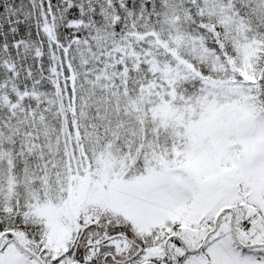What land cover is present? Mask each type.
Returning a JSON list of instances; mask_svg holds the SVG:
<instances>
[{"label":"snow or ice","instance_id":"obj_1","mask_svg":"<svg viewBox=\"0 0 264 264\" xmlns=\"http://www.w3.org/2000/svg\"><path fill=\"white\" fill-rule=\"evenodd\" d=\"M0 264H264V0H0Z\"/></svg>","mask_w":264,"mask_h":264}]
</instances>
